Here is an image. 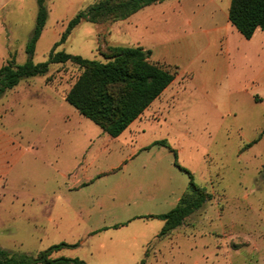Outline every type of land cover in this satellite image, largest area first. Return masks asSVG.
I'll use <instances>...</instances> for the list:
<instances>
[{
  "label": "rangeland",
  "instance_id": "rangeland-1",
  "mask_svg": "<svg viewBox=\"0 0 264 264\" xmlns=\"http://www.w3.org/2000/svg\"><path fill=\"white\" fill-rule=\"evenodd\" d=\"M45 2L34 63L47 61L69 21L97 0ZM230 4L171 0L152 6L147 28L137 32L127 19L83 22L55 49L105 62L108 47H140L139 38L153 63L175 74L192 70L175 109V97L162 99L118 138L66 102L82 73L71 62L51 65L0 99L1 248L35 258L61 243L78 245L51 258L87 264H264V32L245 39L228 20ZM38 10L37 0H0V68L29 58ZM179 38L192 66L168 44ZM162 140L168 147L154 145ZM179 167L211 200L178 228L173 249H128L129 237L159 232L164 221L112 226L168 212L173 194L189 190ZM145 221L150 226L141 227Z\"/></svg>",
  "mask_w": 264,
  "mask_h": 264
},
{
  "label": "trees",
  "instance_id": "trees-1",
  "mask_svg": "<svg viewBox=\"0 0 264 264\" xmlns=\"http://www.w3.org/2000/svg\"><path fill=\"white\" fill-rule=\"evenodd\" d=\"M165 1L97 0L69 21L61 39L49 53L47 61L34 63L36 44L49 16L45 0H37L39 10L36 27L26 49L29 58L19 65L15 57H12L0 68V99L8 91L17 88L23 80L45 76L51 65L71 62L76 64L82 73L67 93L66 102L100 127L104 133L113 138L120 137L174 82L176 74L153 63L150 60L152 51L143 47H108L103 54L105 62L86 59L65 51L56 52L55 49L65 44L72 31L83 22L99 23L106 19L123 21L146 7ZM228 20L245 39L251 40L258 30L264 32V0H231ZM154 145L168 147L164 140L157 141ZM170 150L177 160L176 151ZM179 168L190 176L189 190L169 212L145 217L165 222L159 237H165L181 227L186 218L201 210L211 200L207 190L194 183L192 174ZM125 225H115L114 228ZM77 246L61 243L40 252L35 258L17 255L0 247V264H87L80 259L51 258L54 252ZM140 264H145V259Z\"/></svg>",
  "mask_w": 264,
  "mask_h": 264
},
{
  "label": "crops",
  "instance_id": "crops-1",
  "mask_svg": "<svg viewBox=\"0 0 264 264\" xmlns=\"http://www.w3.org/2000/svg\"><path fill=\"white\" fill-rule=\"evenodd\" d=\"M169 1H171V0H166L163 3H159L156 5H152V6H158V5L164 4V3L169 2ZM152 6H149V7L142 9L139 12H137L136 14L132 15L130 18H128L126 21V25L128 26V28L132 31H135V32L142 30V29H146L147 23H149V21L147 19L150 17V11L152 10ZM177 13H178V17L175 18V20L178 19L179 21L182 20L183 16L186 15L185 10L181 9V8L177 11ZM188 24L192 25L190 22ZM258 31H260V30H258ZM258 31H257L256 35L258 34ZM190 37H192V30H191ZM139 40L140 39L137 38L134 41H136L140 47L146 48V46H143L142 42H140ZM184 40H186V38H179L178 40H173L172 42L170 41L168 44L171 43L173 45L172 51L176 55H178L184 63H187L188 65L192 66V51L188 50V46L186 45V43H182V42H184ZM177 41H178V43H176ZM189 49H190V47H189ZM169 63H171V62H169ZM171 64H173L175 66V64L173 62ZM175 67L177 68V70L179 69L177 66H175ZM182 73L183 74H179V73L176 74V79L174 80V82L164 91V93L157 100H155L152 103V105L149 108H151L152 106H154L157 103L160 104L162 99L169 100V99H172L173 97H175V103H174L173 109H175L179 105L178 103L180 102V99H182L183 95H185V93H187V90L189 89V86L188 87L186 86L187 83L189 81L192 82V70L187 69V70L182 71ZM147 110L145 112H147ZM138 120H136L133 124H135ZM133 124L131 126H133ZM185 190H186L185 188H182V189L179 188L178 191H176L173 194L174 197H173V199L170 200L171 201V204H170L171 209H173L177 206V204L179 203L181 196ZM165 213H167V212L159 213V214L148 213V214H144V215L135 216L133 218H130L127 222H122L123 224H126V225L121 226L120 228H124V230H129V228H132L131 226H133V224H135V222L139 221L140 219L141 220H151V219L155 220V218H145L146 216L161 215V214H165ZM137 217H144V218H137ZM156 220H160V219H156ZM122 223H118L115 225H122ZM150 224L151 223L145 221V223L140 225V226L141 227H147V226H150ZM184 224H185V222H184ZM184 224H183V226L187 227ZM115 225H113L112 227L114 228ZM164 225H165V222L163 224L159 223L158 228H157L159 232H154L152 234H148V233L143 234L141 232V234H140L141 236L136 234V235H133L132 237H129L127 242L124 243L125 247H127L128 249H136V250H138L142 253H145V254H147L148 251H150L151 249L154 252V254H157L158 252L162 251L163 248L169 249L171 247V249H173V247H175V245H177V239H178L177 236H179L180 234L178 233V229H176V230L172 231L168 236L159 237V234H160L161 230L163 229ZM120 228H116V230L120 229ZM103 230H107V229L104 228V229H102V231ZM182 235H184V234H182ZM160 239H162V240H160ZM156 240H157V243L154 244V241H156ZM150 245H152V246H150Z\"/></svg>",
  "mask_w": 264,
  "mask_h": 264
}]
</instances>
